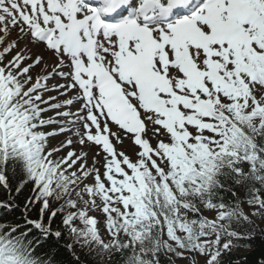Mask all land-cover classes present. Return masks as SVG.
<instances>
[{"label":"snow or ice","instance_id":"obj_1","mask_svg":"<svg viewBox=\"0 0 264 264\" xmlns=\"http://www.w3.org/2000/svg\"><path fill=\"white\" fill-rule=\"evenodd\" d=\"M0 189V264H247L264 0H0Z\"/></svg>","mask_w":264,"mask_h":264},{"label":"trees","instance_id":"obj_2","mask_svg":"<svg viewBox=\"0 0 264 264\" xmlns=\"http://www.w3.org/2000/svg\"><path fill=\"white\" fill-rule=\"evenodd\" d=\"M6 198V193L3 189H0V200ZM20 201H23V196L19 197ZM23 211V208L16 209L12 212H8L7 210L0 208V222L7 221V222H13V221H19L21 219V212ZM260 229H264V227L259 225ZM52 243V242H49ZM252 245L251 253L248 255L247 264H258V261L261 259L262 254H264V233L257 231L255 233V239L250 241ZM48 244L43 245L40 249H38V252H43L47 249ZM241 252H243V249H240ZM62 258L68 259L67 253H62Z\"/></svg>","mask_w":264,"mask_h":264},{"label":"rangeland","instance_id":"obj_3","mask_svg":"<svg viewBox=\"0 0 264 264\" xmlns=\"http://www.w3.org/2000/svg\"><path fill=\"white\" fill-rule=\"evenodd\" d=\"M258 225L264 227V222L257 221Z\"/></svg>","mask_w":264,"mask_h":264}]
</instances>
